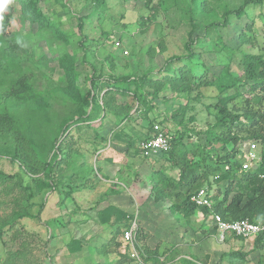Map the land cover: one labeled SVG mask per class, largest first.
<instances>
[{
	"label": "rangeland",
	"instance_id": "1",
	"mask_svg": "<svg viewBox=\"0 0 264 264\" xmlns=\"http://www.w3.org/2000/svg\"><path fill=\"white\" fill-rule=\"evenodd\" d=\"M161 1L157 12L150 14L144 0H105L99 10H94L91 0H36L40 14L35 18L31 8H24L29 0H7L12 12L8 37L23 46L22 74L41 98L28 106L15 105L0 88V114L8 112L14 116L22 122L23 131L18 134L14 129L0 130V170L21 176L0 177V264L107 262L108 258L94 249L109 238L112 227L105 228L100 223L96 210L105 206L110 198L121 195L127 198L132 207L131 215L136 217L139 227L140 222L145 226L142 228L146 234L145 245L154 249L157 244L159 254L156 256L163 260V263L155 262L154 257L147 256L140 258L142 261L135 259L124 264H179L183 256H191L202 264H264L263 249H250L253 241L232 237L219 241L211 216L194 215L184 224L181 216L169 214L167 200L154 202L149 198L152 197L150 173L164 167L166 159L158 156L154 160L153 156L136 153L139 141L155 123L171 137L176 136L170 113L188 96L191 105L188 116H193L194 120L187 123L188 143L186 137L183 141L187 151L196 153L190 140L203 143V131L217 114L212 106L217 92L212 87L186 95L174 91L164 80L159 97L149 100L153 106L150 111L139 105L135 112V103L134 115L120 124L119 119L109 113L93 121L75 123L70 120L71 126L58 136L63 118L77 117L79 94L90 88L92 74L141 76L149 72L150 78L163 80L165 60L182 51L190 22L187 18L189 0ZM243 1L209 0L208 5L220 17L225 6L236 9ZM197 14L195 33L198 38L192 46L210 69L208 76L212 78L220 72L219 59L224 57L215 50V41L237 48L240 34L245 25L251 24V19L245 15L231 16L226 27L205 28L206 21L212 17ZM255 18L251 31L245 29V32L248 38L257 35L255 40H250L252 50L262 52L264 2L255 9ZM80 21L82 30L78 28ZM65 53L75 56L78 77L73 80V86L60 60ZM234 66L239 70L236 64ZM234 90L228 89L224 94ZM117 100L124 104L130 102L123 95H117ZM120 132L121 138H117ZM247 146L243 148L244 153ZM255 152L257 154L256 149ZM53 154L57 160L51 171L42 170ZM169 173L174 176L176 171L170 169ZM114 181L120 182L122 194L112 192L108 197L105 192L113 188ZM41 182H50L51 187L41 189ZM211 186V194L216 187L221 192L225 188L223 182ZM21 212L28 214L14 218ZM75 224L79 229H75ZM75 246L79 249L75 250ZM238 250L251 251L245 257L223 255ZM212 255L217 256L216 262Z\"/></svg>",
	"mask_w": 264,
	"mask_h": 264
},
{
	"label": "trees",
	"instance_id": "2",
	"mask_svg": "<svg viewBox=\"0 0 264 264\" xmlns=\"http://www.w3.org/2000/svg\"><path fill=\"white\" fill-rule=\"evenodd\" d=\"M91 1L94 4V10H99L101 4L105 2V0ZM144 2L150 14L156 13L157 6L162 3L161 0H144ZM263 2L264 0H244L236 9L225 6L219 17L214 11L215 9L208 5L209 0H189L187 18L190 22V30L187 33V40L183 44L182 51L180 49L179 53L172 54L165 60L162 68L163 80L150 78L149 72L141 76L92 74L89 77L90 88L79 94L80 100H77L79 106L75 109L77 117L75 119L74 116L64 117L58 127V136L68 130L71 126L70 120L75 123L93 121L100 117L103 119L105 114L109 113L113 117L115 116L114 118H118L120 124L129 121L134 115L132 109L135 103L137 105L135 112L139 105L143 106L144 110L150 111L153 106L149 100L153 101L159 97V91L162 88L161 82L164 80L174 91L186 95L203 87H212L217 92V99L212 104L217 114L214 122L208 124L206 130L203 131V143L197 144L190 140L196 153L187 151L186 142L183 141V138L186 137L188 143L190 136L187 123L194 120L193 116H188V112L191 110L188 96L170 113V120L177 132L176 136L172 135V137L168 132H164L169 139V149L150 156H144L140 149L136 152L143 157L153 156L154 160L159 157L166 159L164 167L152 170L150 173V191L153 200L155 202L168 200L170 212L181 216L184 219V224H188L190 217L195 213L211 216V218L218 214L222 220L226 221L248 219L257 222L261 220L264 217V178L260 177V174L264 173V50L253 52L250 40H255L257 35L254 34L255 36L248 38L245 29L251 31V25L257 20L255 9ZM24 8H31L35 18L40 14L36 0H29L26 5L24 3ZM195 14L212 17V20L206 21L205 28L226 27L230 23L231 16L241 18L245 15L251 19V24L245 25V29L240 34L241 41L240 45H236L237 48L223 45L221 41H215V50L218 55L224 57L219 59V64L222 65L220 72L213 75L212 78L208 76L210 69L201 61L200 55L195 52L192 46L198 38L195 33L198 28ZM11 24L12 12L7 0H0V88L3 89V93L8 99L13 100L15 105L28 106L30 102L38 103L41 96L34 91L29 80L22 74L25 51L21 44L9 39ZM78 28L82 30L83 22H79ZM163 44L162 47L166 50V43ZM60 60L64 64L70 84L73 86V80L76 81L78 77L74 65L75 56L65 53L60 57ZM234 64L239 70L235 68ZM145 86L148 89H145ZM241 87L244 88L243 91L240 90ZM231 88L236 90L231 94H224ZM101 90H103L102 93ZM117 95L128 97L129 104L119 102ZM20 124L22 122L8 112L0 114V130L14 129L16 133L22 134ZM161 129L163 130L162 127ZM121 132L116 134L117 138H121ZM152 133L153 125L150 126L148 134L144 138L149 137ZM128 137L131 136L128 135ZM249 141L259 145L257 151L260 162L256 167L245 171L242 170V163L246 160L242 149ZM186 154H189L190 157L188 158ZM15 157H17V153L14 154V159ZM56 160L57 156L53 154L41 169L50 172ZM170 169L176 171L174 176L169 173ZM15 175L19 174L0 170L1 178H12ZM19 178H21L20 175ZM220 182L225 184V188L222 192L219 188H215L214 194H211L212 202L209 206H197L191 201V196L200 188L207 187L210 192L211 184ZM40 187L41 189L49 188L51 184L50 182H41ZM112 192L114 190L108 189L105 195ZM27 214L28 212L16 213L14 218H20ZM97 215L100 223H107L113 215L112 222L117 225L111 238L99 248L94 249L98 254L108 258L107 262L101 264H121L135 260L136 258L132 256L130 243L123 239V232L130 226L134 216L126 214L114 206L99 210ZM228 234L239 240H245L244 236L232 232ZM145 238L146 234L138 223L134 246L140 258L154 257L155 262L163 263V260L156 256L157 253L159 254V246L156 244L154 249L146 246ZM263 239V234L255 238L252 249H263ZM75 243L79 242L75 240ZM77 249L79 246H75V250ZM164 252L162 251V253ZM246 253L238 250L223 255L245 257ZM180 261L181 264H199L193 257L183 256L180 257Z\"/></svg>",
	"mask_w": 264,
	"mask_h": 264
},
{
	"label": "built area",
	"instance_id": "3",
	"mask_svg": "<svg viewBox=\"0 0 264 264\" xmlns=\"http://www.w3.org/2000/svg\"><path fill=\"white\" fill-rule=\"evenodd\" d=\"M248 145V146H247ZM248 147L246 153L242 149V152L245 157V161L242 163V170H248L252 167H255L258 162H260V157L257 151V145L253 141H249L245 144ZM138 147L144 156H150L159 151L164 152L169 149V139L164 134V131L161 129L159 124H153V133L142 140L139 141ZM245 148V147H243ZM260 177L264 178V173L260 174ZM191 201L194 202L197 206H209L212 202L211 193L208 191L207 187L200 188L194 195L191 196ZM214 226L216 228V233L219 241H223L225 234L227 232H232L236 235L244 236L245 239H250L254 241L260 234L264 235V217L257 221L253 222L248 219L235 220V221H226L222 220L218 214L212 216ZM138 228V221L136 217L133 218L130 226L126 228L123 232V239L128 241L132 248V256H134L138 261H141L139 253L137 252L134 242L135 235ZM263 251H264V239L262 240Z\"/></svg>",
	"mask_w": 264,
	"mask_h": 264
},
{
	"label": "crops",
	"instance_id": "4",
	"mask_svg": "<svg viewBox=\"0 0 264 264\" xmlns=\"http://www.w3.org/2000/svg\"><path fill=\"white\" fill-rule=\"evenodd\" d=\"M112 183H114L113 184V190H114V193H116V195H120V194H122L121 192V186H120V182H117V181H114V182H112ZM114 188H116V189H114ZM111 189V188H110ZM107 191V190H106ZM108 197H111L112 195H107ZM122 197H124V199L122 198ZM149 198L150 199H153V196L152 197H150L149 196ZM154 201V200H153ZM168 201V200H167ZM108 203L105 205V206H102L101 208H97V210L96 211H99V210H101V209H103V208H106V207H108V206H114V207H116L118 210H120V211H122V212H124V213H126V214H129V215H131V209H132V207H130V205L128 204V200H127V198L125 197V196H118V197H114V198H110L109 199V201H107ZM155 202V201H154ZM169 205H170V202L168 201V204H167V209L169 210ZM169 212H170V210H169ZM169 214H171L173 217H176V215L177 214H172L171 212L169 213ZM201 213H195L194 215H196L197 217L200 215ZM193 215V216H194ZM114 220V216L112 215L111 216V218L109 219V221L107 222V223H101L102 225H104V227L106 228V227H112V229H111V231H110V236H109V238H111V236H112V234H113V231L116 229V227H117V225H115L112 221ZM76 221V220H75ZM111 222V223H110ZM140 227L141 228H143V227H145L143 224H142V222H140ZM75 229L77 230V229H79V227L77 228L76 227V224H75ZM143 232H144V230H143ZM229 233V232H228ZM229 237H232L230 234H227L226 236H225V239H227V238H229ZM75 238H77V237H75ZM109 238H107L105 241H103V243L104 242H106ZM232 238H234V237H232ZM159 240V239H158ZM245 240H250V239H245ZM225 241V240H224ZM242 241H244V240H242ZM252 241V240H251ZM253 243V242H252ZM251 243V244H252ZM155 247V246H154ZM251 248L250 249H252V246H250ZM248 251H251V250H247V251H245V252H247L248 253ZM225 252V251H224ZM223 253V252H222ZM222 253H221V255L220 256H222ZM115 255V254H114ZM212 256H214V255H212ZM113 257V256H112ZM185 257H191V256H185ZM216 257L217 256H214V261L216 260ZM112 259V258H111ZM197 262V261H196ZM216 262V261H215ZM126 263V262H125ZM199 264H202L201 262H198ZM121 264H124V263H121ZM179 264H181V261H180V263ZM217 264H218V262H217Z\"/></svg>",
	"mask_w": 264,
	"mask_h": 264
},
{
	"label": "clouds",
	"instance_id": "5",
	"mask_svg": "<svg viewBox=\"0 0 264 264\" xmlns=\"http://www.w3.org/2000/svg\"><path fill=\"white\" fill-rule=\"evenodd\" d=\"M256 167V166H255ZM228 233V232H227ZM225 239V238H224ZM224 241V240H223Z\"/></svg>",
	"mask_w": 264,
	"mask_h": 264
}]
</instances>
